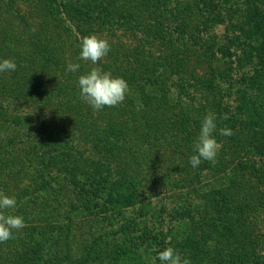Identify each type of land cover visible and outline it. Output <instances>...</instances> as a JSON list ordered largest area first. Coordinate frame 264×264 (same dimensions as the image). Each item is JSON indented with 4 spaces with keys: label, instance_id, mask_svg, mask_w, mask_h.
Returning <instances> with one entry per match:
<instances>
[{
    "label": "trees",
    "instance_id": "obj_1",
    "mask_svg": "<svg viewBox=\"0 0 264 264\" xmlns=\"http://www.w3.org/2000/svg\"><path fill=\"white\" fill-rule=\"evenodd\" d=\"M91 34L111 46L96 65L79 58ZM5 58L0 192L25 227L0 264H160L167 246L190 264H264V0H0ZM95 67L127 81L123 102L80 98ZM208 113L220 149L193 168ZM169 220L188 228L178 243L158 229Z\"/></svg>",
    "mask_w": 264,
    "mask_h": 264
},
{
    "label": "clouds",
    "instance_id": "obj_2",
    "mask_svg": "<svg viewBox=\"0 0 264 264\" xmlns=\"http://www.w3.org/2000/svg\"><path fill=\"white\" fill-rule=\"evenodd\" d=\"M79 58L90 61L96 65L102 57L110 51V44L96 34L84 36L80 42ZM17 64L14 59H0V73L14 72ZM79 63H67L66 71L77 72ZM80 98L93 110H101L105 106L112 107L124 101L128 91V84L120 76H114L111 72L103 71L99 67L92 68L77 78ZM217 130L216 116L214 113L206 114L200 122L199 132L192 148L193 154L189 157V163L193 168L198 167L202 160L215 161L220 149L214 132ZM223 136H231L232 129L220 128ZM17 205L15 197L0 192V242L12 238L14 230L25 227L24 218L21 215L12 214L6 210L14 209ZM156 259L160 264H190V260L183 256L173 246H167L157 253Z\"/></svg>",
    "mask_w": 264,
    "mask_h": 264
},
{
    "label": "rangeland",
    "instance_id": "obj_3",
    "mask_svg": "<svg viewBox=\"0 0 264 264\" xmlns=\"http://www.w3.org/2000/svg\"><path fill=\"white\" fill-rule=\"evenodd\" d=\"M217 32L219 34H222L223 28L219 27L217 29ZM16 108H17V113H20L23 109L19 106H17ZM145 187L147 188V191H149V192L143 198L144 199L149 198L148 200H150V199L153 200L155 207L157 206V208H160L164 204H170V201H171L170 189H160L159 190L158 188L154 187L152 184H146ZM130 211L131 210H129V213H130ZM163 217H164V220H166L167 216L164 215ZM150 222H152V221L150 220ZM158 229H162L165 233L170 232L171 235L173 236V241H174V237H175V240L177 243L180 242L181 238L185 237V235H186V234H184V236H183L182 234L188 232V228H186L184 226V224H182L181 222H171L170 220L166 221V223H161V226L159 225ZM171 240H172L171 238H168V241L171 242ZM176 242L174 241V243H176ZM142 254H143V252L141 251L140 256L135 257V258H138L137 261L141 262V264H157V262H155L152 255H149V254L148 255H146V254L142 255Z\"/></svg>",
    "mask_w": 264,
    "mask_h": 264
}]
</instances>
